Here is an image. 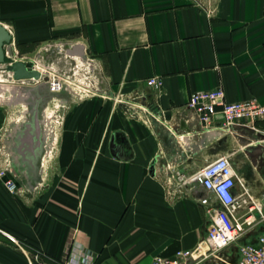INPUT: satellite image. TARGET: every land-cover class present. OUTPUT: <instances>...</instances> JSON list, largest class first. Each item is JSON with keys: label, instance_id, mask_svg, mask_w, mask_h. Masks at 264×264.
Returning a JSON list of instances; mask_svg holds the SVG:
<instances>
[{"label": "crops", "instance_id": "0c3cea01", "mask_svg": "<svg viewBox=\"0 0 264 264\" xmlns=\"http://www.w3.org/2000/svg\"><path fill=\"white\" fill-rule=\"evenodd\" d=\"M0 23L22 56L84 44L107 89L69 112L40 189L21 174L36 164L38 132L19 138L9 177L20 191L0 178V264H151L194 249L207 230L206 192L179 194L167 180L221 155L264 196V119L257 130H205L186 105L218 87L228 102L264 104V0H0ZM146 109L163 123L146 124ZM230 247L188 264L235 262Z\"/></svg>", "mask_w": 264, "mask_h": 264}, {"label": "built area", "instance_id": "2783aa9c", "mask_svg": "<svg viewBox=\"0 0 264 264\" xmlns=\"http://www.w3.org/2000/svg\"><path fill=\"white\" fill-rule=\"evenodd\" d=\"M8 30L12 39L4 46L5 59L9 61L5 62L6 65L19 60L28 62L20 56L13 32L10 28ZM31 63L37 68L34 62ZM45 77L42 72L41 79ZM148 84L158 88L162 81L153 76L148 79ZM51 86L54 91L62 88L56 81L51 82ZM186 105L205 130L219 128L234 134L235 126L238 125L250 126L257 130L256 121L264 119L263 103L256 99L228 102L223 87L196 91L191 94ZM141 111L142 120L146 124L163 123L159 114L148 109ZM9 173L8 168L0 169V178L9 192L17 193L20 187L15 178L9 177ZM177 175L189 189L201 188L206 192L200 198L205 212L210 215L206 234L194 249L178 250L172 257L155 256L151 264H188L190 259L218 255L240 239L252 236L259 226L264 225V196L257 197L253 194L243 176L234 167L230 156L221 155L192 175H182L180 172H177ZM173 176L175 175L168 178V185L176 189ZM236 186H239V191L235 190ZM63 264L82 262L79 259L67 258ZM226 264H264V233L258 235L254 242L239 245L237 260Z\"/></svg>", "mask_w": 264, "mask_h": 264}, {"label": "rangeland", "instance_id": "374dc122", "mask_svg": "<svg viewBox=\"0 0 264 264\" xmlns=\"http://www.w3.org/2000/svg\"><path fill=\"white\" fill-rule=\"evenodd\" d=\"M74 45L76 43L59 42L45 45L31 54L20 55L28 62H34L47 79L15 80L12 73L5 69L7 63L0 64V169L8 168L14 174L15 159L19 155V138L24 136L28 128H35L41 150L36 164L21 172L27 175L31 183L34 182L32 190L40 189L47 183L49 174L54 170L59 136L69 112L98 94L107 97L106 92L99 91L105 90L106 86L98 67L93 69V63L96 62L88 51L83 58L68 54V49ZM53 81L59 82L61 90L51 89ZM149 125L152 126L153 122H149ZM235 161L239 159L236 157ZM170 168L171 171L174 169L172 166ZM174 175L172 180L178 193L187 191L188 186L177 173ZM262 233L264 225L259 226L250 238L244 237L232 244L230 252L238 251L239 245Z\"/></svg>", "mask_w": 264, "mask_h": 264}, {"label": "water", "instance_id": "95a60500", "mask_svg": "<svg viewBox=\"0 0 264 264\" xmlns=\"http://www.w3.org/2000/svg\"><path fill=\"white\" fill-rule=\"evenodd\" d=\"M12 39V35L8 28L0 23V64L5 63V51L4 46L6 43H9ZM68 54L70 55H77L81 58L86 57V47L84 44L78 43L73 46V48L68 49ZM98 65L96 63H93V69L97 68ZM7 71L13 73V78L15 80H27V79H36L39 80L42 78V72H40L37 68L34 67V65L31 62H24V61H16L12 63L11 65H8L6 68ZM99 74L102 77V73L99 70ZM47 79V77H45ZM100 92H106L105 90H99ZM249 150H251L253 153H257V148L255 146H250ZM209 214H207V217L209 218Z\"/></svg>", "mask_w": 264, "mask_h": 264}, {"label": "flooded vegetation", "instance_id": "af4514ba", "mask_svg": "<svg viewBox=\"0 0 264 264\" xmlns=\"http://www.w3.org/2000/svg\"><path fill=\"white\" fill-rule=\"evenodd\" d=\"M251 174H249V176H250ZM249 187H251V185H250V183H249ZM251 189V188H250ZM252 191V190H251Z\"/></svg>", "mask_w": 264, "mask_h": 264}, {"label": "bare ground", "instance_id": "6f19581e", "mask_svg": "<svg viewBox=\"0 0 264 264\" xmlns=\"http://www.w3.org/2000/svg\"><path fill=\"white\" fill-rule=\"evenodd\" d=\"M40 71V69H38Z\"/></svg>", "mask_w": 264, "mask_h": 264}]
</instances>
